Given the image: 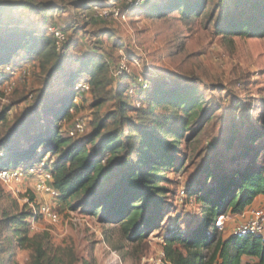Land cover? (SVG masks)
<instances>
[{"label": "trees", "instance_id": "1", "mask_svg": "<svg viewBox=\"0 0 264 264\" xmlns=\"http://www.w3.org/2000/svg\"><path fill=\"white\" fill-rule=\"evenodd\" d=\"M153 1L140 7H125L141 11ZM219 2L217 7L227 4V9L215 22L208 11L210 0H180L177 9L186 27L207 17L208 22L213 23L215 35L223 39L264 38V0ZM122 3L125 0H115L113 5ZM157 15H162L160 9ZM59 30L65 35L68 33ZM68 48L67 37L58 50L54 38L46 32H10L0 28V70L13 67L12 59L20 53L25 58L33 57L42 70L51 67L52 72L61 66L57 60L67 56ZM114 65L109 57L97 53L83 54L75 60L64 84L69 95L45 112L50 126L31 139L25 149L24 145L18 147V143L13 142V132L0 134V153L4 155L0 169L29 167L46 158L51 186L58 192L61 204H73L72 210L84 209L86 215L100 218L103 224L118 226L122 238L128 242L142 243L159 227L162 215L169 209L168 201L174 197L175 190L166 174L178 173L184 166L175 151L200 118L202 101L193 88L165 91L163 84L147 77L149 88L138 92L136 102L140 104L133 110L135 119L127 117L124 97L128 98L129 88L121 85L115 92L119 101L117 109L94 122L93 132L86 142L73 140L62 131V124L71 119L77 84L87 82L90 93L105 94L107 87L113 84L108 73ZM127 78L129 76H123L120 80ZM42 97L40 94L35 99V108L30 111L43 104ZM161 108L171 113L167 116L157 113ZM27 118L29 116H22L13 130L23 128L27 121L28 126L33 123V119ZM262 118L264 122V116ZM5 121V114L0 113V125ZM107 122L112 129H108ZM242 127V117L238 126H230L225 145L227 152L233 148ZM262 138L264 126L261 129L250 126L247 143L238 145L236 154L229 159L230 164L241 160V166L228 170L224 157L218 156L217 161L211 157L183 187L184 200L187 204L193 200L201 216L188 233L180 228L167 231L162 247L167 264H243L244 260L245 264H264V238L250 234L224 238L215 226L221 216L242 215L257 197L264 196V143L259 142ZM104 156L107 158L102 164ZM134 157L138 159L135 165L130 163ZM31 217L32 213L26 211L15 215L2 211L0 264H14L16 250L30 252L29 264H66L64 256L53 250L47 234L31 235L28 223Z\"/></svg>", "mask_w": 264, "mask_h": 264}, {"label": "rangeland", "instance_id": "2", "mask_svg": "<svg viewBox=\"0 0 264 264\" xmlns=\"http://www.w3.org/2000/svg\"><path fill=\"white\" fill-rule=\"evenodd\" d=\"M114 1L0 0V28L4 31L47 33L48 28L68 31L67 56L58 58L61 66L54 71L51 72V67L42 70L33 57L25 58L20 53L13 57V67L0 70V113L6 116L5 124L0 125V134L13 132L12 140L18 147L24 145L25 149L31 139L50 126L45 112L69 95L64 84L74 68L73 63L83 54H103L114 64L126 58L133 75L115 79L109 70L108 77L113 84L107 87L105 94L94 91L74 94L72 116L62 124V131L67 133L75 119H84L88 132L79 137L81 142L89 139L95 121L117 109L119 101L115 92L121 85L129 88L128 98L124 97L127 117L136 118L133 110L140 103L136 102L138 92L134 87L138 88L135 82L144 74V79L148 75L163 84L165 91L193 88L202 101L200 118L175 151L184 166L178 173L166 174L175 190L174 197L168 201L169 209L162 215L159 227L142 243L128 242L122 238L118 226L103 224L100 218L86 215L84 209L72 210L73 204L65 206L58 200L51 201L33 193L31 179L13 189L0 186V220L3 210L11 215L21 211L32 213L37 204L43 203L55 209L59 215L56 224L43 218L29 219L28 223L31 235H48L53 250L64 256L66 264H151L152 260H158L168 230L180 228L188 233L200 220L198 206L189 205L185 200L180 203L178 192L211 157L215 161L218 156L224 157L228 170L241 166V160L230 164L229 159L236 154L238 145L247 143V128L264 126V38L223 39L215 35L213 23H209L207 17L186 27L177 9L180 0H154L141 11H132L125 3L114 6ZM219 1L210 0L208 11L214 16L213 22L221 19L227 9V4L217 7ZM159 9L160 16L157 15ZM116 11L118 15L114 16ZM102 12L107 14L105 18L98 17ZM5 75L8 77L3 80ZM40 94L43 104L30 111L35 108V99ZM157 113L167 116L171 111L161 108ZM24 115L29 116L27 120L33 119V123L28 126L27 121L23 128L13 130ZM240 117L243 127L236 135L233 148L227 152L225 145L230 126H238ZM106 125L108 129L113 128L110 122ZM259 142L263 144L264 139ZM3 156L1 152L0 159L3 160ZM137 160L134 157L130 163L135 165ZM227 216L224 238L229 236L234 224L232 217ZM12 262L29 264L30 252L16 250Z\"/></svg>", "mask_w": 264, "mask_h": 264}, {"label": "built area", "instance_id": "3", "mask_svg": "<svg viewBox=\"0 0 264 264\" xmlns=\"http://www.w3.org/2000/svg\"><path fill=\"white\" fill-rule=\"evenodd\" d=\"M149 1L150 0H125V5H128L129 7H140L147 4ZM106 15L107 14L105 12H102L98 14V17L105 18ZM113 15L117 16L118 12H114ZM47 33L54 38L57 49H61L63 43L66 40V35L58 28H48ZM111 74L114 78H121L122 76L132 77L133 74L130 71L129 60L126 58H121L111 69ZM144 75L142 77L143 79L139 78L138 82H135L137 83L135 85H137L138 87H134L135 92L146 91L149 88L148 81L144 79ZM147 77L152 78L148 75ZM76 89L78 90V92L87 93L89 92V85L87 82H81L76 86ZM87 132V123L84 119L78 118L73 121L71 128L68 130L67 134L73 140H78L80 136L85 135ZM106 158L107 156H104L102 158V164L105 163ZM30 179L33 182V193L42 195L51 201L58 200L59 194L51 186V174L49 170L46 169V158L38 164L29 167L25 166L16 169H0V186L2 187L13 189L15 188V186L30 181ZM177 198L180 203H183V200L186 198V194L183 188L178 192ZM188 204L194 205L193 200H189ZM248 216V219L233 228L229 232V235L250 234L264 238V209L252 210L249 212ZM37 218H43L50 224H56L59 221L58 213L48 203L37 204V206L33 208L31 219L35 221L37 220ZM228 218V216H221L216 221L215 226L220 233L224 234L226 232V223L228 221ZM160 255V258L158 260H152L151 264H167L164 261L163 253H161Z\"/></svg>", "mask_w": 264, "mask_h": 264}, {"label": "crops", "instance_id": "4", "mask_svg": "<svg viewBox=\"0 0 264 264\" xmlns=\"http://www.w3.org/2000/svg\"><path fill=\"white\" fill-rule=\"evenodd\" d=\"M257 209H264V196H259L255 199V201L250 205L242 215H230L232 217V227L230 228L231 230L235 228L236 226L240 225L243 223L246 219H248L249 212L252 210H257ZM230 230V231H231ZM229 231V232H230ZM225 234V233H224ZM223 234V237H224Z\"/></svg>", "mask_w": 264, "mask_h": 264}]
</instances>
